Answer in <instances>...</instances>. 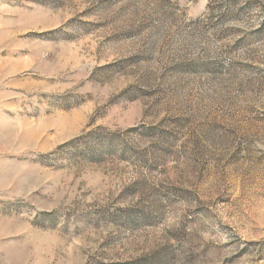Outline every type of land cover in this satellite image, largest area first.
I'll use <instances>...</instances> for the list:
<instances>
[{
  "label": "rangeland",
  "instance_id": "1",
  "mask_svg": "<svg viewBox=\"0 0 264 264\" xmlns=\"http://www.w3.org/2000/svg\"><path fill=\"white\" fill-rule=\"evenodd\" d=\"M0 264H264V0H0Z\"/></svg>",
  "mask_w": 264,
  "mask_h": 264
}]
</instances>
